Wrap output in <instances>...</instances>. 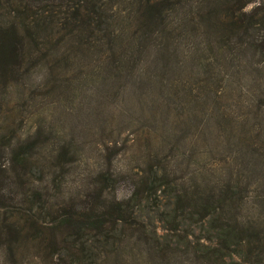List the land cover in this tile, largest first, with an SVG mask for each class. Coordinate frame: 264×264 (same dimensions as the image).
Returning a JSON list of instances; mask_svg holds the SVG:
<instances>
[{
	"label": "trees",
	"instance_id": "1",
	"mask_svg": "<svg viewBox=\"0 0 264 264\" xmlns=\"http://www.w3.org/2000/svg\"><path fill=\"white\" fill-rule=\"evenodd\" d=\"M89 43L115 79L128 78L133 92L146 87L142 99L155 116L169 118L171 105L186 102V191L159 227L133 210L169 185L161 164L133 181L122 201L113 178L99 173L95 183L105 186L92 189L93 203L82 210L13 213L0 196V264H264V237L237 216L245 191L234 177L239 168L225 162L215 173L194 151L209 159L240 124L238 108L226 111L220 99L254 60L264 61V0H0V89L15 90L42 67L52 81L69 55L94 51ZM183 46L186 86L169 77L180 75ZM205 54L214 61L200 62ZM216 55L233 69L225 79L215 77ZM31 143L0 151L32 173Z\"/></svg>",
	"mask_w": 264,
	"mask_h": 264
},
{
	"label": "rangeland",
	"instance_id": "2",
	"mask_svg": "<svg viewBox=\"0 0 264 264\" xmlns=\"http://www.w3.org/2000/svg\"><path fill=\"white\" fill-rule=\"evenodd\" d=\"M89 49L94 51L69 55L57 65L59 74L53 83L42 67L21 77L15 90L0 89V148L7 145L14 151L24 142L35 147L27 154L32 173L12 165L0 151L2 202L14 206L13 213L82 210L93 203L89 195L99 185L95 183L99 173L113 178L114 197L122 201L132 192L133 181L161 164L167 176L162 184L169 185L146 194L148 201L133 210L134 218L148 219L159 227L160 220L173 215V199L180 196V189L186 191L191 161L186 147V102L171 105L169 118L155 116L142 99L146 87L133 92L128 78L117 80L111 75L105 55L90 43ZM181 52L183 58L176 60L180 75L169 77L182 79L186 86V46ZM204 57L200 62L214 61L208 54ZM256 60L243 71L242 81L222 89L220 107L238 108L240 124L233 132H225V142L209 159L202 149L194 151L200 164L212 162L215 173L225 168V162L234 170L239 168L234 177L245 191L237 216L264 237V61ZM215 65L216 78L225 79L233 70L218 55ZM41 205L43 211L38 209Z\"/></svg>",
	"mask_w": 264,
	"mask_h": 264
}]
</instances>
